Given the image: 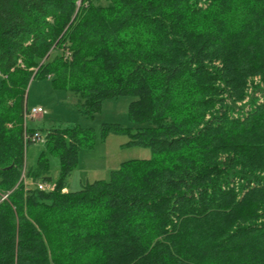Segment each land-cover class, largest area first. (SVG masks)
Returning a JSON list of instances; mask_svg holds the SVG:
<instances>
[{
  "label": "trees",
  "instance_id": "trees-1",
  "mask_svg": "<svg viewBox=\"0 0 264 264\" xmlns=\"http://www.w3.org/2000/svg\"><path fill=\"white\" fill-rule=\"evenodd\" d=\"M37 79L87 119L132 97L102 140L152 158L69 191L76 126L27 167ZM0 264H264V0H0Z\"/></svg>",
  "mask_w": 264,
  "mask_h": 264
},
{
  "label": "rangeland",
  "instance_id": "rangeland-1",
  "mask_svg": "<svg viewBox=\"0 0 264 264\" xmlns=\"http://www.w3.org/2000/svg\"><path fill=\"white\" fill-rule=\"evenodd\" d=\"M133 100L129 96H121L105 100L101 110L93 118L81 115L75 98L65 90L54 89L50 79L33 80L27 89L28 107L41 105L45 114L34 120H27L30 129L47 132L51 129H72L76 126L90 130L94 145L83 147L79 151L78 166L68 179L67 190H80L87 183L96 180H107L112 171L122 163L130 160H148L152 153L148 148L126 146L129 138L125 135L109 134L102 140L101 125L118 124L128 128L137 126L129 119L128 106ZM43 143L29 145L26 151L27 167L36 165ZM50 176L56 180L59 174L58 158H51ZM66 192V191H65Z\"/></svg>",
  "mask_w": 264,
  "mask_h": 264
},
{
  "label": "built area",
  "instance_id": "built-area-1",
  "mask_svg": "<svg viewBox=\"0 0 264 264\" xmlns=\"http://www.w3.org/2000/svg\"><path fill=\"white\" fill-rule=\"evenodd\" d=\"M45 114V110L42 106L37 105L34 107H29L26 109L25 114H24V121L27 122V120H34L39 116H42ZM24 145H27L28 142H33V143H41L43 142V136L40 134L39 131H34L32 133L29 132H24V138H23ZM38 188L40 190H47L51 191L55 188V185L53 183H41L39 184ZM65 192V190H63Z\"/></svg>",
  "mask_w": 264,
  "mask_h": 264
},
{
  "label": "crops",
  "instance_id": "crops-1",
  "mask_svg": "<svg viewBox=\"0 0 264 264\" xmlns=\"http://www.w3.org/2000/svg\"><path fill=\"white\" fill-rule=\"evenodd\" d=\"M38 104H36V105H34V106H37ZM41 106V105H40ZM65 191H67V190H65Z\"/></svg>",
  "mask_w": 264,
  "mask_h": 264
}]
</instances>
